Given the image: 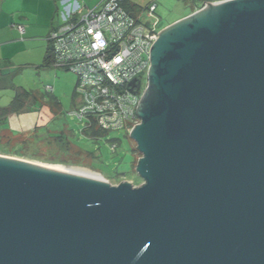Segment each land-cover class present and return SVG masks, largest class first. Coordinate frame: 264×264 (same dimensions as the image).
<instances>
[{
	"label": "water",
	"instance_id": "1",
	"mask_svg": "<svg viewBox=\"0 0 264 264\" xmlns=\"http://www.w3.org/2000/svg\"><path fill=\"white\" fill-rule=\"evenodd\" d=\"M151 61L143 184L0 158V264H264V0L204 4Z\"/></svg>",
	"mask_w": 264,
	"mask_h": 264
},
{
	"label": "rangeland",
	"instance_id": "2",
	"mask_svg": "<svg viewBox=\"0 0 264 264\" xmlns=\"http://www.w3.org/2000/svg\"><path fill=\"white\" fill-rule=\"evenodd\" d=\"M85 1L89 7H94L101 0ZM181 1L138 2L141 8L152 3L158 6L155 13L159 18L158 29L162 30L183 11H190V7H183ZM136 12L140 13V10ZM55 20L54 26L58 23L57 13ZM43 52L37 49L32 55L23 54L14 59V66L0 69V107L9 106L23 90L32 97L22 111L11 114L0 126V157H11L45 167L87 168L101 174L104 180L113 185L122 181H129L134 186L143 184L144 180L136 171L143 154L130 136V131L124 127L98 139L88 137L83 132L85 121L71 113L79 105V95L75 89L76 74L43 66L45 48ZM145 83L146 76L143 75V87ZM47 87L52 90H47ZM56 137L61 140L59 145Z\"/></svg>",
	"mask_w": 264,
	"mask_h": 264
},
{
	"label": "built area",
	"instance_id": "3",
	"mask_svg": "<svg viewBox=\"0 0 264 264\" xmlns=\"http://www.w3.org/2000/svg\"><path fill=\"white\" fill-rule=\"evenodd\" d=\"M124 1L101 0L88 7L80 0H61L58 23L47 38L53 52L51 66L77 76L79 105L71 113L85 121V128L95 124L108 133L124 127L131 132L140 123L138 110L152 86L151 48L161 32L155 3L132 13ZM213 1L228 0L204 4ZM19 29L23 32L24 26ZM138 78L139 87L132 86Z\"/></svg>",
	"mask_w": 264,
	"mask_h": 264
},
{
	"label": "crops",
	"instance_id": "4",
	"mask_svg": "<svg viewBox=\"0 0 264 264\" xmlns=\"http://www.w3.org/2000/svg\"><path fill=\"white\" fill-rule=\"evenodd\" d=\"M127 1L132 12L140 10L139 0ZM205 1L207 0H182L183 7H190V11H183L165 27L194 13ZM60 2L61 0H0V69L14 66V59L23 54L32 55L37 49L44 53V48L47 51V38L56 23L55 15L61 6ZM83 2L88 6L85 0ZM20 25L24 26L23 32L19 29Z\"/></svg>",
	"mask_w": 264,
	"mask_h": 264
},
{
	"label": "trees",
	"instance_id": "5",
	"mask_svg": "<svg viewBox=\"0 0 264 264\" xmlns=\"http://www.w3.org/2000/svg\"><path fill=\"white\" fill-rule=\"evenodd\" d=\"M124 6L130 12H132L130 10V7H129L127 0L124 1ZM132 13H134V12H132ZM52 61H53L52 47H51L50 43H48V47H47V51L45 54L43 66L52 67L51 66ZM16 96H17L16 99L9 106L0 107V126H2L6 122L7 118L11 114L22 111L28 105V100L32 98L31 94L27 93V91H24V90L20 91V93H18ZM83 132H85L86 135L92 139H98V138H101V137L105 136L106 134H108L107 131H103V130L97 128L95 124H93L90 128H84ZM56 140H57V144L59 145L58 142H61V140H59L58 137H56ZM60 162L64 163L63 161H60Z\"/></svg>",
	"mask_w": 264,
	"mask_h": 264
},
{
	"label": "bare ground",
	"instance_id": "6",
	"mask_svg": "<svg viewBox=\"0 0 264 264\" xmlns=\"http://www.w3.org/2000/svg\"><path fill=\"white\" fill-rule=\"evenodd\" d=\"M0 158H5V159H9V160H15V161H19V162H23V163H27L18 159H14L11 157H0ZM28 164H32V163H28ZM32 165H36V164H32ZM42 165V164H41ZM41 165H36V166H40V167H44V168H49V169H54V170H59V171H64V172H69V173H74V174H79V175H84V176H89V177H94V178H99V179H103L104 177L96 172H93L87 168H82V167H72L70 169H64V168H60V167H45L41 166Z\"/></svg>",
	"mask_w": 264,
	"mask_h": 264
},
{
	"label": "flooded vegetation",
	"instance_id": "7",
	"mask_svg": "<svg viewBox=\"0 0 264 264\" xmlns=\"http://www.w3.org/2000/svg\"><path fill=\"white\" fill-rule=\"evenodd\" d=\"M151 96H154L155 95V88H153L150 92ZM56 143H57V140H56ZM59 143V142H58Z\"/></svg>",
	"mask_w": 264,
	"mask_h": 264
}]
</instances>
